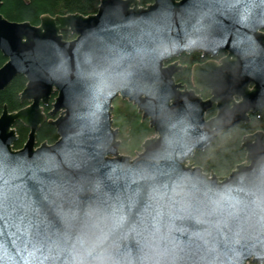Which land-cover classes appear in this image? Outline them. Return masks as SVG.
<instances>
[{"label": "clouds", "instance_id": "1", "mask_svg": "<svg viewBox=\"0 0 264 264\" xmlns=\"http://www.w3.org/2000/svg\"><path fill=\"white\" fill-rule=\"evenodd\" d=\"M155 4L125 14L116 0L79 34L34 37L22 51L25 73L62 92L64 119L60 140L30 158L39 176L24 177L20 214L51 241L47 264H245V256L264 264V154L209 170L207 159L235 130H222L216 117L200 123L196 98L209 87L191 77L177 87L168 71L199 52L210 69L242 68L264 84V7L245 23L244 43L223 55L215 45L234 4ZM117 101L151 129L134 152L113 136ZM0 153L9 182L28 154Z\"/></svg>", "mask_w": 264, "mask_h": 264}, {"label": "water", "instance_id": "2", "mask_svg": "<svg viewBox=\"0 0 264 264\" xmlns=\"http://www.w3.org/2000/svg\"><path fill=\"white\" fill-rule=\"evenodd\" d=\"M28 3L29 0H23ZM116 0H100L95 13L81 15L79 13L56 14L54 16L42 15L37 25H32L28 21H11L6 19L0 13V53L6 58V61L0 66V90L4 89L8 83L16 76L22 75L26 82L19 93L21 101H27L28 104L18 110L9 112L6 105L3 106L0 113V151L10 150L12 153L23 154L27 152V157H18L17 166L21 168L15 175L8 179V186L18 191L27 186V180L39 176V173L30 165V158L34 152L40 148L50 147L61 138V121L64 119L63 94L55 86L48 85L43 81H37L30 78L24 71V64L21 59V53L26 49L34 37H52L64 42L62 32H75L79 34L84 28L96 24L99 17L105 13L107 6L115 3ZM123 4L125 14L144 13L149 9L155 8V0L142 6L138 0H120ZM2 0H0V7ZM119 7L113 9V12H119ZM238 11L243 13L245 10L241 6ZM231 23H225L222 28L225 30L223 38H217L215 47L225 55H230V49L244 43L248 33L245 31V23L241 21L240 16L235 10L233 17L229 18ZM235 25V27H233ZM231 30L235 35L229 37L227 31ZM258 35L264 39V30ZM199 53V52H198ZM182 66L172 62L168 69L169 74H174ZM248 71H252L251 68ZM191 78L200 87H209L207 98L197 97L201 104L199 113L200 123H205L211 117H216L220 121L219 127L224 130L232 127L239 122H248L249 113L260 115L264 107V84L256 76L248 75L242 68L232 69L229 66L224 68L210 69L205 62L196 64L191 70ZM177 82V81H176ZM177 82V87H183ZM54 98L51 101V97ZM50 106V110L45 113L44 106ZM215 107V114L206 117V111ZM47 116L49 118L47 119ZM20 122L28 128L27 136L20 148H14V142L17 140V132L14 128L15 122ZM47 122L55 129L57 139L53 143L45 141L36 143V132L40 126ZM149 127V126H148ZM113 136L117 138L118 129L113 127ZM241 146L245 151V157L253 159L258 155L264 154V132L257 130L242 136ZM205 149L204 145H198L197 150ZM235 166L243 167L242 164ZM6 178L0 176V180ZM51 241L36 233L30 220L13 219L11 215H6L0 219V264H47V248ZM258 263L257 258L245 256V264Z\"/></svg>", "mask_w": 264, "mask_h": 264}, {"label": "trees", "instance_id": "3", "mask_svg": "<svg viewBox=\"0 0 264 264\" xmlns=\"http://www.w3.org/2000/svg\"><path fill=\"white\" fill-rule=\"evenodd\" d=\"M138 1L142 6L152 2V0ZM99 2L100 0H29L28 3H25L23 0H2L0 13L11 21H28L32 25H37L39 18L45 14L54 16L56 14L79 13L81 15H89L95 13ZM69 33L67 31L62 32L63 38L65 39ZM196 55V53L193 54L191 61L195 59ZM5 61L6 58L0 53V66ZM189 64L186 68L174 74L177 82L185 84V82L189 81ZM25 82L26 80L22 75H16L4 89L0 90V113L3 105H6L9 111H15L24 105L19 99V93L25 86ZM53 98L54 95L51 97L50 102H52ZM49 107L47 105L45 107L46 110ZM214 114V106L206 111V117H211ZM113 127L118 129L117 138L120 139L121 146L129 152H134L140 140L151 131L148 125L141 121L138 113L120 101H117L114 109ZM14 128L16 129L18 138L13 146L14 148H20L26 139L28 129L18 122H15ZM229 130H235V135L223 147L216 148L214 156L207 159L205 166L209 170H216L217 172L220 170L227 171L238 164V161L244 159L245 151L241 146V138L243 135L257 130L264 132V107L260 115L255 113L249 114L248 122H239L232 127L224 129L225 132ZM56 138L57 135L54 127L44 122L37 130L35 139L37 143L42 141L51 143ZM206 151V149L197 150V155H205Z\"/></svg>", "mask_w": 264, "mask_h": 264}, {"label": "snow or ice", "instance_id": "4", "mask_svg": "<svg viewBox=\"0 0 264 264\" xmlns=\"http://www.w3.org/2000/svg\"><path fill=\"white\" fill-rule=\"evenodd\" d=\"M228 3L230 5H235V10L240 16L241 21L244 23L252 19L254 9L257 5L264 7V0H228ZM241 6L245 10L243 13L238 11ZM2 158L3 155L0 153V159ZM20 168L21 166L18 165L13 172H16ZM19 195V191L10 188L8 186V182L0 180V219L4 218L6 215H11L14 220L17 218L24 219V217L20 214L17 204Z\"/></svg>", "mask_w": 264, "mask_h": 264}, {"label": "flooded vegetation", "instance_id": "5", "mask_svg": "<svg viewBox=\"0 0 264 264\" xmlns=\"http://www.w3.org/2000/svg\"><path fill=\"white\" fill-rule=\"evenodd\" d=\"M195 54V53H194ZM197 55L195 56V59L193 60V61H191V63L189 64V76L191 77V70H192V68H193V66L194 65H196V64H200V63H203V62H205V57H202V55L200 54V53H196ZM221 54H223V55H225V53L224 52H221ZM179 64V63H178ZM181 66H182V68L180 69V70H182V69H184V68H186L187 66H185V65H183V64H180ZM180 70H178V71H180ZM177 71V72H178ZM176 72V73H177ZM175 73V74H176ZM182 85H184V84H182ZM23 103H24V105L22 106V107H24V106H26L27 104H28V102L27 101H22ZM4 106V105H3ZM22 107H20V108H22ZM46 106H44V112L45 113H47L49 110H50V107L46 110V108H45ZM19 108V109H20ZM18 110V109H17ZM9 111V110H8ZM9 112H11V111H9ZM249 114H253V113H249ZM256 114V113H255ZM49 118V116H47V119ZM17 122V121H16ZM18 123H20V122H18ZM15 124V123H14ZM21 124V123H20ZM22 125V124H21ZM23 127H25L24 125H22ZM26 128V127H25ZM26 129H28V128H26ZM57 139V138H56ZM55 139V140H56ZM36 140V139H35ZM54 140V141H55ZM53 141V142H54ZM43 142V141H42ZM45 142H47V141H45ZM53 142H51V143H53ZM37 143V142H36ZM41 143V142H40ZM48 143V142H47ZM37 144H39V143H37ZM21 147V146H20Z\"/></svg>", "mask_w": 264, "mask_h": 264}, {"label": "rangeland", "instance_id": "6", "mask_svg": "<svg viewBox=\"0 0 264 264\" xmlns=\"http://www.w3.org/2000/svg\"><path fill=\"white\" fill-rule=\"evenodd\" d=\"M120 140V139H119Z\"/></svg>", "mask_w": 264, "mask_h": 264}]
</instances>
